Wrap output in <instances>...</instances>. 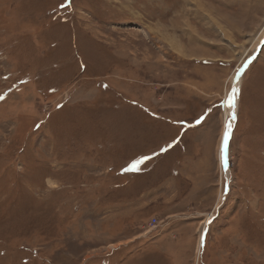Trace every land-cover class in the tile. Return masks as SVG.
I'll list each match as a JSON object with an SVG mask.
<instances>
[{"label":"rangeland","instance_id":"rangeland-1","mask_svg":"<svg viewBox=\"0 0 264 264\" xmlns=\"http://www.w3.org/2000/svg\"><path fill=\"white\" fill-rule=\"evenodd\" d=\"M263 33L264 0H0V264H264Z\"/></svg>","mask_w":264,"mask_h":264},{"label":"bare ground","instance_id":"bare-ground-1","mask_svg":"<svg viewBox=\"0 0 264 264\" xmlns=\"http://www.w3.org/2000/svg\"><path fill=\"white\" fill-rule=\"evenodd\" d=\"M264 36V33L260 35V37L257 39V43H256V46H255V53L257 51H259L260 47H261V44L264 43V39H262V37ZM258 54V53H257ZM242 70H240L239 72L237 71L234 75H233V78H232V81H233V88H232V92H231V95H230V98L227 102V110L229 111L230 113V117L233 118V115L236 116L237 113H238V108H239V92H240V89H241V84H242ZM234 79V80H233ZM231 81V83H232ZM235 90V91H234ZM234 97V106L232 105V101H231V98ZM220 156H221V160H225V153L223 152L222 148L220 150ZM205 231V230H204ZM203 235L204 233H201L200 234V237H199V245L200 243L202 242L203 240Z\"/></svg>","mask_w":264,"mask_h":264},{"label":"snow or ice","instance_id":"snow-or-ice-1","mask_svg":"<svg viewBox=\"0 0 264 264\" xmlns=\"http://www.w3.org/2000/svg\"><path fill=\"white\" fill-rule=\"evenodd\" d=\"M235 91V90H234ZM231 101H232V105L234 106V97L231 98ZM235 118V116L233 115V119ZM204 117H200L197 119V123H201L203 121ZM231 129H232V125L229 123L227 125V129L224 133V139H223V144H222V150L223 152L225 153V156H226V153H227V149H228V140H229V136H230V132H231ZM161 151H166V149H161ZM141 161H135L131 166L130 168L131 169H134L137 167V165L140 163ZM225 163H227V160L225 159Z\"/></svg>","mask_w":264,"mask_h":264},{"label":"built area","instance_id":"built-area-1","mask_svg":"<svg viewBox=\"0 0 264 264\" xmlns=\"http://www.w3.org/2000/svg\"><path fill=\"white\" fill-rule=\"evenodd\" d=\"M157 219H153L152 221L149 222L148 227H146V234H149L152 232V230L155 228V225L157 224Z\"/></svg>","mask_w":264,"mask_h":264},{"label":"trees","instance_id":"trees-1","mask_svg":"<svg viewBox=\"0 0 264 264\" xmlns=\"http://www.w3.org/2000/svg\"><path fill=\"white\" fill-rule=\"evenodd\" d=\"M241 93L243 94V91H242ZM240 109H241V108H240ZM124 166H125V165H124ZM124 166H122V167L120 168V170H121ZM120 170H119V171H120Z\"/></svg>","mask_w":264,"mask_h":264}]
</instances>
